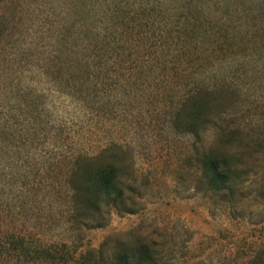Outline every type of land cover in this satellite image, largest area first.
Masks as SVG:
<instances>
[{
	"label": "rangeland",
	"instance_id": "374dc122",
	"mask_svg": "<svg viewBox=\"0 0 264 264\" xmlns=\"http://www.w3.org/2000/svg\"><path fill=\"white\" fill-rule=\"evenodd\" d=\"M146 20L171 22L153 42ZM220 87L230 105L190 134L179 112ZM218 113L259 141L238 194L205 177ZM106 149L117 201L75 188L78 157ZM139 246L154 264H264V0H0V264H113Z\"/></svg>",
	"mask_w": 264,
	"mask_h": 264
},
{
	"label": "trees",
	"instance_id": "16d2710c",
	"mask_svg": "<svg viewBox=\"0 0 264 264\" xmlns=\"http://www.w3.org/2000/svg\"><path fill=\"white\" fill-rule=\"evenodd\" d=\"M159 7L162 8V6ZM157 12L162 15L161 12ZM162 16L164 17V15ZM169 22L171 21H167V23H164V26H162L157 23L156 25L154 20L152 23L148 20L145 21L146 26L156 28L152 34L153 42H157L162 38V31L168 28ZM245 26L246 31L240 32L239 36L242 40L250 43L252 42L250 36L251 27L248 23ZM172 27L176 29L175 31L177 34L182 32V30H180V23L172 25ZM205 31L206 33H204L203 36L213 39H208L210 44L209 47L213 49L216 47L219 50L217 52H219L221 56L226 57L228 49H224L221 43L222 33H224L223 31H225V28L221 29V26L220 28H213L210 26L209 30ZM225 36L224 39H226ZM231 38L235 39L234 37ZM228 39H230V37L226 39L227 42ZM228 54H232V52ZM233 97L234 94L225 87L214 90L206 89L197 91L189 97L187 105L183 106L177 118L181 124H184L185 129H187L190 134L198 136L205 128V123H211L208 119L213 118L215 113L212 112L214 106L217 105L226 109V107L230 105ZM222 113L215 115V119H217L220 124L219 142L214 147L205 151L202 161L205 167L204 170L207 172L205 173V177L211 183L214 192L222 193L224 196L225 193L229 195L238 194L241 191L240 186L246 184V176L249 174L246 172V169L244 170L243 168V166L246 168V153L248 150H252V148H254L253 146H257L259 141L249 139V143L245 145V142H243L244 140L239 136L240 132L237 129H231L229 126L225 125V120L220 116ZM233 148L238 151L231 152ZM108 152L109 150L106 149L98 156L92 157L83 155L78 157L79 166L77 167L76 178L79 181V187H75L78 194L87 193L90 196H98L102 193L106 195L110 194L113 197V201L120 200L124 197L126 185L124 186L125 183L123 182L120 172L122 157L116 155L112 157L113 159L110 162L100 166H97L95 163L96 161L106 159L105 153ZM154 263L155 259L146 246H139L129 253L117 255L113 262V264Z\"/></svg>",
	"mask_w": 264,
	"mask_h": 264
}]
</instances>
